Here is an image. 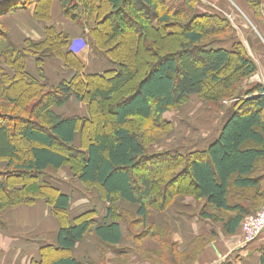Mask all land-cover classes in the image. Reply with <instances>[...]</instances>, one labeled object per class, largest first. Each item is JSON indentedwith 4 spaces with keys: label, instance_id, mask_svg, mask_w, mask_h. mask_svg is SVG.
Instances as JSON below:
<instances>
[{
    "label": "trees",
    "instance_id": "16d2710c",
    "mask_svg": "<svg viewBox=\"0 0 264 264\" xmlns=\"http://www.w3.org/2000/svg\"><path fill=\"white\" fill-rule=\"evenodd\" d=\"M55 1H0V227L5 224L7 209L32 206L43 199L54 208L62 227L57 245L43 247L41 260L32 264H87L73 251L94 227L104 245L130 256L128 260L193 264L216 239V231L210 237L189 240L180 250L167 224L150 221L190 195L205 201L202 218L227 237L243 238L244 221L264 205V85L246 87L259 67L229 19L199 0H175L172 12L161 9L158 0H82L93 5L86 7L90 23L84 24L72 12L71 0H59L67 19L84 28L94 23L90 27L92 49L112 65L110 70L97 73L88 71L71 48L69 34L57 29L52 18ZM232 1L264 38V0ZM133 9L137 16L131 13ZM20 11L30 12L46 25L44 38L19 41L8 26V17ZM146 11L148 16L143 17ZM174 25L187 29L180 34L178 51L164 53L160 42L165 36L176 35ZM215 36L219 39L210 40ZM156 55L159 59L154 63ZM137 58L142 60L146 76L136 80L135 94L110 107L112 131L107 132L93 121L92 109L128 89L138 75L133 67ZM31 61L37 76L29 71ZM55 61L70 75L56 84L46 74L47 64ZM232 64L231 73L221 76ZM207 84L217 86V92L205 89ZM243 94L245 97L233 106H225V101ZM72 98L86 106L89 118L55 112ZM192 100L225 113L216 138L205 145L193 142L181 151L148 154L142 136L134 130L135 120L152 121L154 130L166 133L173 126L165 114ZM77 132L81 134L79 142ZM158 158L165 163L155 171L144 168ZM66 167L88 190L97 188L103 201L138 207L134 219H124L126 234L121 219L114 216L116 208H108L106 218L100 220L96 219L97 211L80 214L70 208L73 195L62 193L50 182L51 172ZM137 171L139 181L133 178ZM186 174L195 187L190 192L177 187L178 178ZM153 182H164L158 199ZM233 188L253 191L245 201L234 203ZM111 217L115 219L110 221ZM149 237L159 250L145 248Z\"/></svg>",
    "mask_w": 264,
    "mask_h": 264
},
{
    "label": "crops",
    "instance_id": "0c3cea01",
    "mask_svg": "<svg viewBox=\"0 0 264 264\" xmlns=\"http://www.w3.org/2000/svg\"><path fill=\"white\" fill-rule=\"evenodd\" d=\"M206 2L218 3L216 6L218 9L226 13L228 11L224 0H206ZM61 8L60 1L56 0L52 8L54 23L59 31L69 34L72 49L74 41L82 40L84 42L86 48L83 51H75L86 65L87 70L97 73L110 70L112 65L105 60L104 56L102 57L92 49L90 29L94 25L91 23V28L88 26L82 27V25L67 19ZM8 22V26L18 36L19 41H22L25 37L42 39L46 35V25L37 22L30 12H17L12 15V18L8 17ZM258 56L260 58L257 59L262 67L261 75L264 78V53H258ZM59 67V63L56 61L47 64L46 74L52 83L56 84L62 79L70 77L69 73L62 72ZM29 71L37 76L33 61L29 63ZM191 104L195 106L201 103L192 100ZM201 106L205 105L201 104ZM198 109L193 113L199 115L202 112V123L210 127L204 129L202 134L193 142L201 141L205 145V143H210L211 140L216 138L215 136L221 131L225 113L215 112L208 106ZM54 110L57 114L67 117L89 118L86 106L75 98H72L65 106L56 107ZM211 115L214 116L212 119ZM80 137V132H77L75 135L76 142H79ZM50 175V182L53 183L55 188L62 193L73 195L70 208L76 210V213L81 214L90 210L97 211L98 216L96 219L100 220L106 218L108 208H116L114 209V216L121 219L119 221H121L122 230L126 234L127 226H125L124 219L127 216L134 219L138 210L137 206L120 202L112 205L103 201L99 190L94 188L90 191L84 187L74 176L70 167L62 168L58 172H51ZM204 207L205 201L196 197H190L188 201L180 199L166 212L156 215L150 221L154 225L167 224L171 228L173 240L178 243L180 250L189 240L191 242L199 236L210 237L215 230L217 233L216 239L207 245L201 257L193 264H264V234L255 242L244 245L240 236L227 237L223 235L219 227L208 219L202 218ZM115 217H111L110 221H113ZM4 222L5 224L0 227V264H32L33 261L39 262L43 247L57 245L58 232L62 227L54 208L43 199L37 200L32 206L22 205L7 209L4 213ZM144 244L147 249L153 251L159 249V245L150 237L145 240ZM103 249L108 251L105 255H102ZM73 253L75 257L87 264L86 261H91L92 264H151V262H144L140 259L128 260L130 256L128 257L122 251L104 245L96 237L95 227L77 244ZM100 261L106 263H99Z\"/></svg>",
    "mask_w": 264,
    "mask_h": 264
},
{
    "label": "rangeland",
    "instance_id": "374dc122",
    "mask_svg": "<svg viewBox=\"0 0 264 264\" xmlns=\"http://www.w3.org/2000/svg\"><path fill=\"white\" fill-rule=\"evenodd\" d=\"M71 1L73 2L74 7H75V8H73L72 12L75 13L76 17H79V20L82 21L84 24L90 23V22H88L89 21V15L88 14L90 11L86 12V10H87L86 7H88V6L92 7L93 6L92 3L90 1H88L87 3H84L82 0H71ZM158 1L160 3L161 9L168 11V12H172V11L176 10V5L173 3L175 0H158ZM199 1L203 4V6L205 5L207 7L214 8V9H216V11L218 13L221 14L222 17H226L227 19H229V21L232 23V25L235 28V32H236L237 37L243 42V44L245 45L250 56L258 64L259 70H258L257 74L248 80L246 87L252 86V85L257 84V83H262V82H263L262 84L264 85V78L261 75L262 74L261 73V69H262L261 63L257 59L258 57L260 58V56H258V53H261V54L264 53V38L259 34L255 25L247 17L245 12L243 10H240V8L232 0H226L225 1L226 7L228 10L227 13L216 7L218 3L212 4L210 2H206V0H199ZM93 2L96 3V1H93ZM98 2H100V1H98ZM183 10H186V9H183ZM136 12L137 11L134 9L131 11V13H133L135 15H136ZM102 13H104V11H102L101 14ZM149 13L152 14L151 11ZM145 16H148V11L144 12L143 17H145ZM263 17H264V15H263ZM11 18H12V16H11ZM141 22H142V19H141ZM2 23H3V20H2ZM92 24L94 25V23H92ZM262 27L264 28V26H262ZM189 28H191V27H189ZM185 29H187V27H184L181 25L172 26V30L174 32H176V35L173 37L172 36H170V37L165 36V39H163V41L160 42L161 43L160 45L162 46L161 48L163 49L162 51L164 53H166V52L176 53L178 51V48L180 46V41H181V35L180 34ZM167 30L168 29L166 28L164 31V35H166ZM209 38H210V40L219 39L218 36H215L212 38L209 37ZM149 55L150 54H148V56ZM158 57L159 56L156 55V59L152 60V61H154V63H156L159 59ZM141 61H139L138 58L136 59L137 66H133V67H134L135 71L138 72V75L135 78V80L132 82L133 84L131 83V85L128 86V89L125 90L124 93L118 94L110 102L107 101V102L103 103L102 106L97 105V107H95V109H94V107L92 109L93 121L99 122V125H101L103 128H105V130L107 132L112 131L111 123L113 122V117H112L111 113L109 112L110 107L112 105H114L115 103L121 101V99L123 97L126 98L129 95L131 96L132 94H135V90H137V88H138V86L136 85V80L139 82L141 77L146 76V70L144 67H141L142 66ZM233 69H234V64L229 66L225 70V73L222 74L221 76H224L225 74L228 75L229 73H231V71ZM210 87L212 88L213 93L217 92L215 89V87H217V86L212 85V84H207L205 89H209ZM218 89H220V86L218 87ZM240 97L244 98L245 95L243 94L242 96H239V98H233V99H229V100L225 101L224 102L225 106L230 108L231 106H233V104L235 102L239 101ZM199 103H201L202 105H205L203 103V101H201V100H199ZM201 104L193 106L192 104L190 105V102H188V103L182 105L180 108L173 109L172 111L166 113L165 119L170 121L172 123V126H173V128L171 130L169 129L168 131H166V133L154 130V126H153L152 121L135 120V123L133 125L134 130H136V132H138L142 136L144 143L146 144L148 154L164 155L170 150L178 149L181 151L182 149L190 147V145L193 143V141L195 139H197V137H199L202 134L203 130L210 127V126H205L202 123V118H203L202 112L199 115L193 113L197 108L200 109V108H203L206 106V105L201 106ZM86 110H87V108H86ZM198 116H199V118H198ZM216 116H215V118H216ZM213 117L214 116L211 115V119ZM263 118H264V113H263ZM104 125H105V127H104ZM88 127L89 126L85 127L86 131L89 130ZM91 130L93 131L92 127H91ZM158 159H160V160H153V161H150L149 163H146L144 165V168H147L150 171L151 170L155 171L158 166L159 167L161 166L159 164L165 163L161 158H158ZM133 174H134L133 178L136 181H139L138 176L141 174L138 171L133 173ZM174 174H175V171L172 173L169 172L168 176L165 177V179L169 180V178H171V176ZM178 180H179L177 182L178 186L177 185L176 186L180 187L181 189L180 188L179 189L181 191L182 190H188L190 192V190H192V189L194 190L195 187H193L189 175L186 174V175L180 176L178 178ZM162 183H164V182H160V183L153 182V186H154L155 194L157 195V199L160 195H162V186H163ZM252 191H253V189L237 190V189L233 188V189H231V198L234 201V203H241L246 198H248V196H250ZM190 197H193V196L188 195L187 197L185 196V197H182L180 199H184V200L188 201L190 199ZM219 216L222 217L221 215H219ZM137 229L138 228L135 229L136 233H138L140 231V229L139 230H137ZM129 241H130V239H129ZM123 245H125V244H123ZM107 252H108L107 250H104V249L102 250L103 255H105ZM164 257H162V258H164ZM116 262H117V260H116Z\"/></svg>",
    "mask_w": 264,
    "mask_h": 264
},
{
    "label": "built area",
    "instance_id": "2783aa9c",
    "mask_svg": "<svg viewBox=\"0 0 264 264\" xmlns=\"http://www.w3.org/2000/svg\"><path fill=\"white\" fill-rule=\"evenodd\" d=\"M264 234V206L255 214L250 215L242 227L244 245L255 242Z\"/></svg>",
    "mask_w": 264,
    "mask_h": 264
},
{
    "label": "clouds",
    "instance_id": "9594fccd",
    "mask_svg": "<svg viewBox=\"0 0 264 264\" xmlns=\"http://www.w3.org/2000/svg\"><path fill=\"white\" fill-rule=\"evenodd\" d=\"M86 48V45L82 40L74 41L73 49L77 51H83Z\"/></svg>",
    "mask_w": 264,
    "mask_h": 264
}]
</instances>
